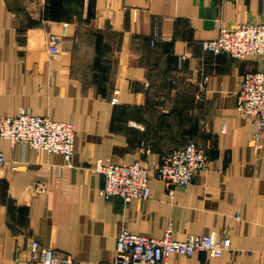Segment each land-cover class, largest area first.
<instances>
[{
    "label": "crops",
    "instance_id": "1",
    "mask_svg": "<svg viewBox=\"0 0 264 264\" xmlns=\"http://www.w3.org/2000/svg\"><path fill=\"white\" fill-rule=\"evenodd\" d=\"M219 22L264 24V0H0V119L27 112L76 127L70 160L0 137V264H39L34 241L73 264H114L123 230L161 238L168 223L174 239L230 240L220 257L171 264H264V131L255 140L257 122L236 109L264 59L205 50ZM189 142L209 164L170 189L155 171ZM137 161L151 168V197L105 199L97 165Z\"/></svg>",
    "mask_w": 264,
    "mask_h": 264
},
{
    "label": "built area",
    "instance_id": "2",
    "mask_svg": "<svg viewBox=\"0 0 264 264\" xmlns=\"http://www.w3.org/2000/svg\"><path fill=\"white\" fill-rule=\"evenodd\" d=\"M217 32L216 39L204 42L205 50L214 54H227L239 60L264 59V24L225 26L219 22ZM58 44V37L49 38V56L59 54ZM119 93V90H115L111 100L113 105L118 104ZM201 97V93L198 94V99ZM236 109L241 116L257 122L255 139H258L264 131V72H248L244 75L237 94ZM0 137L11 145L23 143L36 152L59 153L70 160L75 152L76 127L72 122H59L21 112L17 116L0 119ZM209 161V154L204 148L189 142L184 147L164 154L155 175L170 189L185 187L196 172L207 168ZM5 164L6 160L0 151V171ZM18 168V164L12 166L13 170ZM95 171L104 178L100 194L105 199L120 197L127 202L134 198L151 197L149 179L152 171L140 161L107 166L100 163ZM172 232V223L167 224L161 238L123 230L116 239L114 264H171V256L191 257L196 252H206L211 257H220L230 250L229 238L218 236L216 232L192 234L184 240L174 239ZM30 248L39 264H73L70 255L41 248L37 241L32 242Z\"/></svg>",
    "mask_w": 264,
    "mask_h": 264
},
{
    "label": "rangeland",
    "instance_id": "3",
    "mask_svg": "<svg viewBox=\"0 0 264 264\" xmlns=\"http://www.w3.org/2000/svg\"><path fill=\"white\" fill-rule=\"evenodd\" d=\"M252 121H254V120H252ZM255 137V136H254ZM255 140H258V139H255ZM195 143V142H194ZM196 144V143H195ZM258 146H260V145H258ZM179 148H181V147H179ZM208 153V152H207Z\"/></svg>",
    "mask_w": 264,
    "mask_h": 264
}]
</instances>
